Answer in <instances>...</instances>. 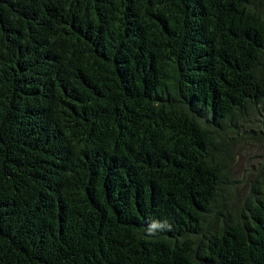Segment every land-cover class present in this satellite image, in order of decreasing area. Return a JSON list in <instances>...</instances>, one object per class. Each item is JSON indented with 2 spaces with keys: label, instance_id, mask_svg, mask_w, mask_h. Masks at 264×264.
<instances>
[{
  "label": "trees",
  "instance_id": "1",
  "mask_svg": "<svg viewBox=\"0 0 264 264\" xmlns=\"http://www.w3.org/2000/svg\"><path fill=\"white\" fill-rule=\"evenodd\" d=\"M248 137L264 0H0V264H264Z\"/></svg>",
  "mask_w": 264,
  "mask_h": 264
},
{
  "label": "rangeland",
  "instance_id": "2",
  "mask_svg": "<svg viewBox=\"0 0 264 264\" xmlns=\"http://www.w3.org/2000/svg\"><path fill=\"white\" fill-rule=\"evenodd\" d=\"M257 131V127H253ZM236 155L231 168L232 180L235 181L233 194L236 198L232 208L238 206L248 195L249 184L252 183L263 172L264 169V137L256 141L248 138H242L240 143H235ZM262 172V173H261Z\"/></svg>",
  "mask_w": 264,
  "mask_h": 264
}]
</instances>
